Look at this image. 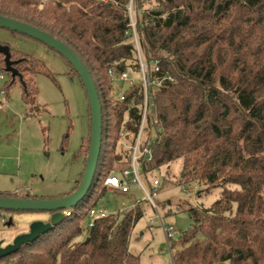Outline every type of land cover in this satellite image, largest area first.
I'll use <instances>...</instances> for the list:
<instances>
[{
    "label": "trees",
    "instance_id": "16d2710c",
    "mask_svg": "<svg viewBox=\"0 0 264 264\" xmlns=\"http://www.w3.org/2000/svg\"><path fill=\"white\" fill-rule=\"evenodd\" d=\"M128 6L129 0H0V16L50 34L79 56L94 79L103 115L100 159L86 198L0 264H142L131 251L133 230L145 214L141 201L133 198L131 209L96 219L93 228L85 224L97 209L91 199L99 188L102 196L109 189L106 179L131 167L133 150L125 146H134L142 125L144 81L132 82L121 95L114 82L129 71L140 75L141 59L149 85L148 138L141 150L153 154L151 162L141 160L142 179L152 185L155 173L181 161L179 184L203 187L198 198L220 189L209 207L176 205L191 225L170 239L173 264H264V0H136V37ZM9 49L19 75L13 78L0 53V75L10 79L3 90L20 82L24 101L33 105L38 90L32 84L47 74L45 66ZM88 112L90 137L79 152L85 165L89 104Z\"/></svg>",
    "mask_w": 264,
    "mask_h": 264
},
{
    "label": "rangeland",
    "instance_id": "374dc122",
    "mask_svg": "<svg viewBox=\"0 0 264 264\" xmlns=\"http://www.w3.org/2000/svg\"><path fill=\"white\" fill-rule=\"evenodd\" d=\"M0 43L7 44L20 55L40 61L47 71V74L34 78L32 88L38 90V95L33 105L24 101L22 83L18 82L8 91L3 90L10 79L7 73L0 75L3 77L0 78V194H30L37 199L67 195L82 180L86 167L85 158L79 154L83 142L87 145L90 137L89 102L85 89L67 61L39 42L0 29ZM127 73L133 83L144 76L143 70L140 75ZM129 84L117 77L114 90L121 95ZM144 138L147 140L146 134ZM125 147L133 149L130 145ZM181 173L182 162L178 161L150 178L151 181H160L157 206L162 216L167 215L163 216L164 224L175 228V236L184 233L191 225L187 212H181L176 205L188 203L209 207L220 193V189H216L198 198L197 192L203 187L180 185ZM144 184L149 190L150 185L145 181ZM102 193L99 188L90 203H97V210L107 213L121 210L125 213L133 207V198L141 201L145 214L133 230L131 251L140 257L142 264H173V251L160 220L147 205L143 190L133 186L132 197L115 193L110 187L103 196ZM169 201L173 204L171 207ZM13 215L3 213L4 232L23 228L22 221L13 219ZM46 215L49 218L50 215ZM39 217L44 218V215ZM153 217L155 220L151 222ZM89 221L87 218L85 224Z\"/></svg>",
    "mask_w": 264,
    "mask_h": 264
},
{
    "label": "water",
    "instance_id": "95a60500",
    "mask_svg": "<svg viewBox=\"0 0 264 264\" xmlns=\"http://www.w3.org/2000/svg\"><path fill=\"white\" fill-rule=\"evenodd\" d=\"M0 29L15 32L36 40L50 49H53L68 61L78 74L85 89L91 116L90 151L87 156L81 185L76 192L65 197L53 199L0 197V211L48 213L50 215L47 221L33 222L30 225L29 231L18 235L12 243L3 246L0 242V259H2L19 251L22 246L36 241L40 236L54 229L65 218L66 215L64 214V211H70L77 208L86 198L93 185L100 159L103 135V115L94 79L83 61L70 47L40 29L4 16H0ZM0 53L5 55L7 71L11 72L13 78H15L19 74L13 68L9 47L0 44Z\"/></svg>",
    "mask_w": 264,
    "mask_h": 264
},
{
    "label": "built area",
    "instance_id": "2783aa9c",
    "mask_svg": "<svg viewBox=\"0 0 264 264\" xmlns=\"http://www.w3.org/2000/svg\"><path fill=\"white\" fill-rule=\"evenodd\" d=\"M135 3L136 0H129V6L128 11L131 18V26H132V32L133 35L136 37V22L135 17L133 16V13L135 15ZM139 51V49H138ZM141 67L144 72L143 81H144V88H145V106H144V117L142 121V125L140 128V131L138 133V136L136 138V142L133 146V153H132V161H131V167L129 169L124 170L123 172L114 171L105 181V185L107 187H110L115 190L122 191L123 193H129L132 190L133 186H138L140 189L143 190V192L147 196V200L152 205V208L156 214L155 218H158L161 222L162 228L165 232L166 240L169 244L170 239L175 237V228L172 226H166L164 224V220L162 217L161 211H159L158 206L155 204V199L158 197V190L160 188V181L158 179H155L153 181V184L150 185V189L148 190L144 184V180L142 179L141 175V160L143 159L146 162H151L153 160V154L151 150L148 147H145L143 150H141V145L144 143V134H146L143 131V128L145 126L146 121V115L149 108V101H148V89L149 85L146 78V66L143 63L141 59ZM1 79H3L2 76H0ZM119 80L126 83H132V80L129 78L128 73H124L119 76ZM123 98L121 97V100ZM147 136V135H146ZM66 216H70L71 213L69 211L64 212ZM109 213L106 211H99L97 209H92L89 214V223L88 226L90 228L94 227V221L99 218L106 217ZM153 217L151 222L155 220ZM170 245V244H169Z\"/></svg>",
    "mask_w": 264,
    "mask_h": 264
},
{
    "label": "crops",
    "instance_id": "0c3cea01",
    "mask_svg": "<svg viewBox=\"0 0 264 264\" xmlns=\"http://www.w3.org/2000/svg\"><path fill=\"white\" fill-rule=\"evenodd\" d=\"M24 213V214H15L13 215V219H16L18 221H22L21 224H23V228L20 230H7L4 232L3 226H4V217L3 214L0 213V242L3 246H6L14 241V239L21 234L27 233L29 231L30 225L35 221H47L49 218L46 214H33V213ZM39 217V216H43ZM44 219V220H43Z\"/></svg>",
    "mask_w": 264,
    "mask_h": 264
}]
</instances>
